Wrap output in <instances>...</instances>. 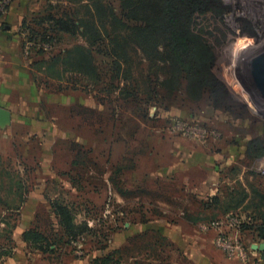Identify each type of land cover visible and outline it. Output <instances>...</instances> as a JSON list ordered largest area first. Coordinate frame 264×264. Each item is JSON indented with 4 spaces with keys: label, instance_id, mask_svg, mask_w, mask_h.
Masks as SVG:
<instances>
[{
    "label": "rangeland",
    "instance_id": "1",
    "mask_svg": "<svg viewBox=\"0 0 264 264\" xmlns=\"http://www.w3.org/2000/svg\"><path fill=\"white\" fill-rule=\"evenodd\" d=\"M134 4L12 0L0 18V264L262 263L264 0L201 18L216 54L202 85L165 46L148 57L125 23L111 30L125 12L152 34Z\"/></svg>",
    "mask_w": 264,
    "mask_h": 264
},
{
    "label": "trees",
    "instance_id": "2",
    "mask_svg": "<svg viewBox=\"0 0 264 264\" xmlns=\"http://www.w3.org/2000/svg\"><path fill=\"white\" fill-rule=\"evenodd\" d=\"M134 4V9L142 10L144 15H139L135 12V18H143L148 15L154 17L159 26L152 30V34L148 37L149 27L140 25H128L130 21L124 22V17H127V13L121 12L123 18L113 14L111 21V30L115 31L123 24L125 28L133 29L132 36L136 42L141 46V49L148 55L158 54L157 47L165 46L168 50L167 61L180 69L183 75L189 80L195 81L198 84H204V75L208 72H212L215 66L216 54L214 46L208 39V31L203 28L201 24V18L205 19L209 17L208 14H214L217 16L223 14L222 0H129ZM9 7V6H8ZM8 9V8H7ZM4 14L0 15V18ZM63 20V19H62ZM57 20L58 24H62L65 30L72 31L74 29L75 22H66ZM131 20V19H129ZM161 34L165 42L157 40L156 36ZM28 38V37H27ZM30 39L31 36L29 35ZM41 41H51L50 38L46 40L45 37L40 39ZM167 43V45H166ZM169 48H168V47ZM239 59V58H238ZM237 59V60H238ZM190 81V82H192ZM216 93L217 90L213 89ZM251 153L256 152L254 146H250ZM253 149V150H252ZM257 153V152H256ZM252 153V154H256ZM262 154V152L257 153ZM219 196L214 195L212 199L219 201ZM245 201V200H244ZM244 204V202H242ZM54 213L58 218L59 226L62 228V234L69 242H72L76 238L75 226L72 224V212L68 205L59 203V201L53 203ZM260 228V229H259ZM262 225L255 227L257 236L264 239V233ZM25 231L24 236L26 239L38 241L41 238L42 241L48 242L50 237L45 234H41L35 231Z\"/></svg>",
    "mask_w": 264,
    "mask_h": 264
},
{
    "label": "water",
    "instance_id": "3",
    "mask_svg": "<svg viewBox=\"0 0 264 264\" xmlns=\"http://www.w3.org/2000/svg\"><path fill=\"white\" fill-rule=\"evenodd\" d=\"M10 123H11L10 112L7 109L0 106V128H4L6 127V125ZM253 246L255 249L263 253V258H264V241L259 242L258 244H254Z\"/></svg>",
    "mask_w": 264,
    "mask_h": 264
},
{
    "label": "crops",
    "instance_id": "4",
    "mask_svg": "<svg viewBox=\"0 0 264 264\" xmlns=\"http://www.w3.org/2000/svg\"><path fill=\"white\" fill-rule=\"evenodd\" d=\"M5 32H10L9 30H6ZM10 36H11V33H1L0 32V50H3L5 54V56L8 58V56H10V52L12 51V49H5L6 46H2V42L4 41H9L10 40ZM6 43V42H4ZM7 45V43H6ZM5 58V61L4 62H7L9 59ZM258 255L260 257V260H261V264H264V258H263V253L262 252H258Z\"/></svg>",
    "mask_w": 264,
    "mask_h": 264
},
{
    "label": "built area",
    "instance_id": "5",
    "mask_svg": "<svg viewBox=\"0 0 264 264\" xmlns=\"http://www.w3.org/2000/svg\"><path fill=\"white\" fill-rule=\"evenodd\" d=\"M11 1L12 0H0V15L5 14L4 12L7 10Z\"/></svg>",
    "mask_w": 264,
    "mask_h": 264
}]
</instances>
